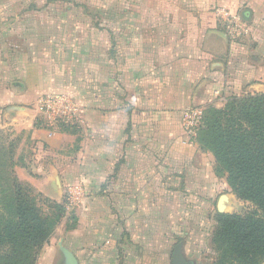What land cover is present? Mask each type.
Masks as SVG:
<instances>
[{"label": "crops", "instance_id": "crops-1", "mask_svg": "<svg viewBox=\"0 0 264 264\" xmlns=\"http://www.w3.org/2000/svg\"><path fill=\"white\" fill-rule=\"evenodd\" d=\"M75 6L83 10L69 19L75 34L56 26L36 64L20 53L23 92L5 113L19 144L17 179L65 209L37 264H62L59 244L78 264H172L179 242L194 264L186 240L174 243V210L195 201L203 209L206 199L218 206L231 191L183 121L264 93V0ZM218 11L239 17L237 34ZM59 94L78 117L47 123L38 100Z\"/></svg>", "mask_w": 264, "mask_h": 264}, {"label": "trees", "instance_id": "trees-1", "mask_svg": "<svg viewBox=\"0 0 264 264\" xmlns=\"http://www.w3.org/2000/svg\"><path fill=\"white\" fill-rule=\"evenodd\" d=\"M197 143L213 155L215 172L225 176L231 193L264 211V93L232 96L222 108L207 107ZM15 165L9 162L10 173H3L9 178L0 182V264H36L37 251L49 242L65 209L48 201L53 211L43 213L33 189L17 179ZM216 223L215 264L264 261V220L257 214H217Z\"/></svg>", "mask_w": 264, "mask_h": 264}, {"label": "rangeland", "instance_id": "rangeland-1", "mask_svg": "<svg viewBox=\"0 0 264 264\" xmlns=\"http://www.w3.org/2000/svg\"><path fill=\"white\" fill-rule=\"evenodd\" d=\"M80 2L100 7L102 0H0V182L9 178L4 174L10 173L9 162H15V150L19 145L11 133L12 125L5 120V113L12 111V106L7 105L12 104L14 98L23 92L21 83L24 77L20 53L30 51L28 60L36 64L39 46L48 44L56 26H61V31L68 35L75 34L76 26L69 23L72 18L82 17V8H75V4ZM91 11L96 13L91 14L92 16H101L98 9L91 8ZM77 28L80 30V26ZM13 54L16 55L14 58ZM34 105L35 102H32L27 106L33 108ZM222 176L225 179L223 174ZM222 183L224 184L223 181ZM32 193L36 195L38 206L43 213L49 214L53 211V204L48 202L49 200L42 198L36 191ZM223 193L227 196L223 202L225 213H255L264 220V211L251 202L239 200L225 189ZM210 202L206 199V206L199 210L197 206L202 202L198 201L189 203L188 209H176L172 221L169 222L175 228L174 243L181 238L186 240L183 251L194 264H215L218 258L219 251L211 246V236L218 226L216 215L225 213H219L217 204L214 202L209 205ZM185 205L186 202L183 206ZM43 247L37 251V260ZM261 264H264V261Z\"/></svg>", "mask_w": 264, "mask_h": 264}, {"label": "built area", "instance_id": "built-area-1", "mask_svg": "<svg viewBox=\"0 0 264 264\" xmlns=\"http://www.w3.org/2000/svg\"><path fill=\"white\" fill-rule=\"evenodd\" d=\"M218 16L222 21L228 25L229 33L231 35L239 32V17L229 15L227 12L218 11ZM38 111L45 116L47 123L53 124L57 121L76 120L78 117V111L76 106L62 94L48 95L40 98L37 103ZM203 112L200 110H191L188 112L186 118L183 121V129L190 136H195L198 128L202 123Z\"/></svg>", "mask_w": 264, "mask_h": 264}, {"label": "water", "instance_id": "water-1", "mask_svg": "<svg viewBox=\"0 0 264 264\" xmlns=\"http://www.w3.org/2000/svg\"><path fill=\"white\" fill-rule=\"evenodd\" d=\"M227 196H222L219 200L218 206H217V211L219 213H225L224 212V200H226ZM182 245L183 242H179L178 244H176L173 248V252H172V264H192L191 261H187L184 257V255L182 254ZM59 250L62 254L63 257V262L62 264H78L77 259L75 258V256L65 247H63L61 244H59Z\"/></svg>", "mask_w": 264, "mask_h": 264}]
</instances>
